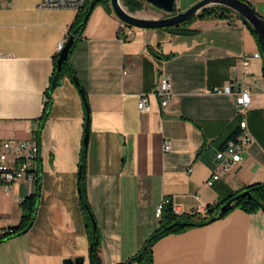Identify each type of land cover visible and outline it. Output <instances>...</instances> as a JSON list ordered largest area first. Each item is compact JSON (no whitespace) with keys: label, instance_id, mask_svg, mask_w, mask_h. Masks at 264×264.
Listing matches in <instances>:
<instances>
[{"label":"crops","instance_id":"crops-1","mask_svg":"<svg viewBox=\"0 0 264 264\" xmlns=\"http://www.w3.org/2000/svg\"><path fill=\"white\" fill-rule=\"evenodd\" d=\"M199 1L176 0L179 11ZM246 1L264 17V0ZM40 2L0 0V137L34 138L35 125L42 123L35 220L25 233L0 242V264H64L76 258L91 264L79 195L85 103L69 75L47 94L58 44L69 39L78 11L41 9ZM134 14L165 16L144 0ZM190 28L193 33L174 34L130 27L100 4L70 56L91 114L86 189L103 264H122L139 252L159 227L161 204L170 200L179 213L190 214L264 181V75L263 57L255 56L257 40L235 13L197 19ZM162 73L170 77L173 93L167 107L155 94ZM228 82L251 92L252 141L243 159L209 185L218 170L217 153L241 131L237 94L213 92ZM144 97L149 109L141 111ZM38 183L21 180L1 192L0 231L20 223L21 202ZM153 259L264 264V213L236 208L208 225L169 234L155 243Z\"/></svg>","mask_w":264,"mask_h":264},{"label":"trees","instance_id":"trees-1","mask_svg":"<svg viewBox=\"0 0 264 264\" xmlns=\"http://www.w3.org/2000/svg\"><path fill=\"white\" fill-rule=\"evenodd\" d=\"M125 6L128 8L130 12H136L143 9V0H122ZM91 0L89 1V3ZM89 3L85 5L82 9L78 11L76 19L74 23L71 25L69 29V38L74 36V44L70 50L69 58L65 62L64 67L62 69L60 79L64 75H69L74 83L77 85L80 91V82L76 76V72L72 65L70 64V56L76 46V43L80 37H82L86 24V16L89 12ZM104 5L110 12H113V9L110 5V0L99 3L98 5ZM114 13V12H113ZM235 13L233 10L222 7V6H214L211 8H207L202 11L199 15L194 17L193 19L173 27L164 28V30H169L174 34H189L193 33L194 31L190 28V25L197 19H212V18H228L231 14ZM236 14V13H235ZM239 16V15H238ZM240 17V16H239ZM249 30L254 35L255 39L257 40L259 51L261 56L263 57V75H264V41L263 39L257 34V32L252 28V26L240 17ZM57 57L55 61V70L53 77L51 78L50 88L47 91V94L50 96L51 94V86L53 79L56 75L57 71ZM83 89V87H82ZM84 91V89H83ZM82 94V93H81ZM85 108H86V129L88 123L91 122V114L89 109V103L87 99V95L84 91L82 94ZM51 100L47 102L44 110V114L42 117V121L46 120L49 115ZM42 123H39V128L37 130L36 138L40 141V131H41ZM85 129V135H86ZM90 132V129H89ZM239 135V134H238ZM237 139V135L234 136V140ZM87 146L88 144L85 143L84 138V146L81 154V162L79 166V195H80V206L83 212V216L85 219L87 232L90 241V261L91 264H103L101 260V233L99 227L97 225L96 228L93 226V221H96L93 209L90 205L87 189H86V175H87ZM39 195H40V185L38 183L37 190L34 194L26 197L21 202L22 208V217L20 223L15 226L5 230L0 235V242L12 238L14 236L19 235L23 231H28L36 216L37 206L39 202ZM226 205L225 210H221L223 206ZM240 208L241 210L247 213H255L259 210L263 211L264 213V181L259 183H254L248 186L243 187L239 191L231 194L228 196L224 201L218 203L217 205H211L206 207V211L204 213L201 212H193L190 214H178L175 212L172 204H166L163 206L162 215L159 219V227L156 231H154L150 237L145 242L144 246L137 252L134 256H132L129 260L122 264H153V247L155 243L173 233H180L186 230H189L194 227H201L212 223L213 221L223 218L227 214H229L232 210Z\"/></svg>","mask_w":264,"mask_h":264},{"label":"built area","instance_id":"built-area-1","mask_svg":"<svg viewBox=\"0 0 264 264\" xmlns=\"http://www.w3.org/2000/svg\"><path fill=\"white\" fill-rule=\"evenodd\" d=\"M90 0H41L39 8L45 9H73L79 11ZM68 40L67 39L58 44V51L61 52ZM256 57H261V53L255 54ZM248 64V61H245ZM248 73V71H246ZM213 92L237 94L238 115L241 117L240 134L236 140H231L227 143L226 147L219 151L216 155L218 162V170L211 180L208 181L212 185L215 180L219 179L221 173L226 171L228 166L232 163L240 162L243 159V152L245 147L252 141V134L248 126L247 114L251 106L252 97L251 92L246 87L239 86L235 89L232 82H228L222 88H214ZM161 99V105L167 107L173 97L170 77L164 73L159 78L157 90L155 92ZM138 108L141 111L148 110V98L144 97L140 100ZM39 128V124L35 125V131ZM164 149L169 150V142H165ZM40 153L41 143L34 137L30 139L19 140L15 138L3 139L0 137V194L3 191L9 192L12 186L17 181H27L29 183H38L41 176L40 173ZM172 204L174 210L178 214V207L172 202L167 201L161 204L156 216L160 219L162 215L163 206ZM206 206H199L197 212L204 213ZM3 232L0 231V235Z\"/></svg>","mask_w":264,"mask_h":264},{"label":"water","instance_id":"water-1","mask_svg":"<svg viewBox=\"0 0 264 264\" xmlns=\"http://www.w3.org/2000/svg\"><path fill=\"white\" fill-rule=\"evenodd\" d=\"M108 0H91L89 3V12L86 16L85 22L88 21L89 16L99 3L105 2ZM152 7L158 9L160 12L164 13L165 16L159 18H148L142 17L138 14H134L128 10V8L123 5L122 0H110L111 6L114 14L127 26L141 28V29H164L173 27L176 25L183 24L197 15H199L202 11L207 8H211L214 6H222L233 10L237 15L246 20L252 28L257 32V34L264 41V17L246 0H201L184 11H179L177 7L176 0H144ZM74 36H71L63 50L60 52L59 58L57 60V71L56 75L53 79L51 92L55 89V87L59 84V78L62 73V69L64 67L65 62L69 58L70 50L74 44ZM80 92L83 94L84 91L82 89L81 84ZM89 129L90 123H88L85 135V143L88 144L89 139ZM39 185H41V176L39 178ZM226 205L222 207V211L225 210ZM94 228L97 227V222L93 221ZM25 233V231L20 234ZM64 264H84L83 258L76 259H66Z\"/></svg>","mask_w":264,"mask_h":264},{"label":"rangeland","instance_id":"rangeland-1","mask_svg":"<svg viewBox=\"0 0 264 264\" xmlns=\"http://www.w3.org/2000/svg\"><path fill=\"white\" fill-rule=\"evenodd\" d=\"M122 3H123V1H122ZM147 4H148V3H147ZM110 5H111V2H110ZM123 5H125V4L123 3ZM148 6H149L150 10H153L157 15L164 14V13L160 12L158 9L152 7L151 5L148 4ZM111 7H112V6H111ZM134 13H135V12H134ZM10 225H13V224H10Z\"/></svg>","mask_w":264,"mask_h":264}]
</instances>
